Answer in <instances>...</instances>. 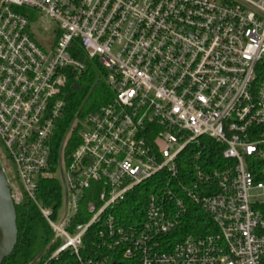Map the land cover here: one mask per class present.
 Returning <instances> with one entry per match:
<instances>
[{
	"label": "built area",
	"instance_id": "built-area-1",
	"mask_svg": "<svg viewBox=\"0 0 264 264\" xmlns=\"http://www.w3.org/2000/svg\"><path fill=\"white\" fill-rule=\"evenodd\" d=\"M43 21L55 26L40 42ZM85 60L110 99L66 125L52 160L61 90ZM0 146L14 205L30 201L61 238L50 259L84 264L94 228L110 264H263L264 0H0ZM53 177L56 209L37 193ZM132 194L143 213L124 223ZM188 213L203 220L182 233Z\"/></svg>",
	"mask_w": 264,
	"mask_h": 264
},
{
	"label": "trees",
	"instance_id": "trees-1",
	"mask_svg": "<svg viewBox=\"0 0 264 264\" xmlns=\"http://www.w3.org/2000/svg\"><path fill=\"white\" fill-rule=\"evenodd\" d=\"M73 54L74 57L84 60V53L79 47L75 48ZM85 63V70L82 73L76 74L75 72L67 75L65 85L61 90V98L64 100L63 116L58 122L59 127L51 141L52 160H55L58 155L59 145L63 142V132L66 125L75 116L81 117L88 112H92L99 106L107 103L110 99V90L103 78L104 72L91 61H86ZM92 87L93 89L87 102L79 110L80 105ZM77 140L78 136L75 130L68 139L67 144H65L66 153L74 148ZM37 193L44 205H50L56 209L61 197L58 179L55 177L40 179ZM137 200H139V197L135 194L127 197L124 202L119 204L120 206L115 216L124 223L132 221L133 218L140 219L143 213V205ZM14 206L17 213V241L13 250L5 257L1 264H80L75 255L69 253L68 250L61 252L56 258L50 259L51 252L61 243V238L54 237L51 226L46 222L39 209L30 201L24 199ZM259 208L262 215H264V204L260 205ZM205 217L207 224L209 217L206 214ZM202 220L203 217H199V215L194 213H188L181 223L182 233L193 230ZM83 237L84 244L80 252L84 264H96V262L92 261L86 262L87 258H92L94 261L104 259L106 256H108L106 261L97 264H110L113 256L105 247L98 246L99 238L95 237L94 228L89 229Z\"/></svg>",
	"mask_w": 264,
	"mask_h": 264
},
{
	"label": "water",
	"instance_id": "water-1",
	"mask_svg": "<svg viewBox=\"0 0 264 264\" xmlns=\"http://www.w3.org/2000/svg\"><path fill=\"white\" fill-rule=\"evenodd\" d=\"M93 87L84 98L79 110H81L87 102ZM16 217L17 213L10 194L8 179L6 178L3 168L0 164V264L13 250L16 244V236L18 231ZM113 264L117 263L114 262Z\"/></svg>",
	"mask_w": 264,
	"mask_h": 264
},
{
	"label": "rangeland",
	"instance_id": "rangeland-1",
	"mask_svg": "<svg viewBox=\"0 0 264 264\" xmlns=\"http://www.w3.org/2000/svg\"><path fill=\"white\" fill-rule=\"evenodd\" d=\"M32 12L34 13L35 18H39L41 17V12L37 9H32ZM44 20H46L44 18ZM34 25L31 28V31L33 32L34 37L36 38V40L42 42L44 41V27H47L48 25H53L51 23H48L47 21H43V23H33ZM0 161L7 164L6 166V177H8L12 182H14L15 186L17 187V189L19 190V192L21 191V183L20 180L18 178H16V169L15 166L9 162V160L6 158L5 154H4V149L2 148V146H0ZM62 208L59 210V214L62 213L61 212ZM57 221V220H56Z\"/></svg>",
	"mask_w": 264,
	"mask_h": 264
}]
</instances>
